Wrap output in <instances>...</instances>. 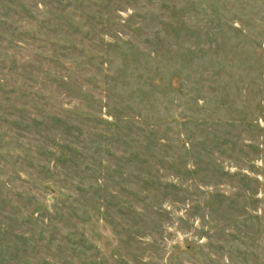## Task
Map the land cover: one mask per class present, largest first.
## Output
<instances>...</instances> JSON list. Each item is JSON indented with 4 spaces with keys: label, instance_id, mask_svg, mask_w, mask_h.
<instances>
[{
    "label": "rangeland",
    "instance_id": "rangeland-1",
    "mask_svg": "<svg viewBox=\"0 0 264 264\" xmlns=\"http://www.w3.org/2000/svg\"><path fill=\"white\" fill-rule=\"evenodd\" d=\"M0 264H264V0H0Z\"/></svg>",
    "mask_w": 264,
    "mask_h": 264
}]
</instances>
